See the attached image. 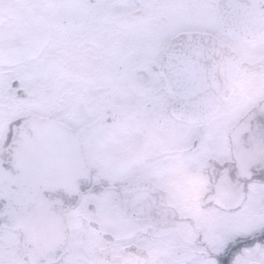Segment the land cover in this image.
<instances>
[{"label":"snow or ice","instance_id":"1","mask_svg":"<svg viewBox=\"0 0 264 264\" xmlns=\"http://www.w3.org/2000/svg\"><path fill=\"white\" fill-rule=\"evenodd\" d=\"M0 264H264V0H0Z\"/></svg>","mask_w":264,"mask_h":264}]
</instances>
